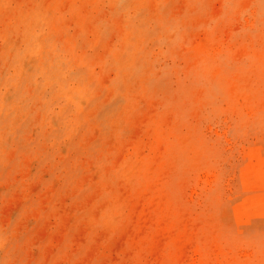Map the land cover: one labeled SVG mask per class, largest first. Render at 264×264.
Segmentation results:
<instances>
[{
	"label": "rangeland",
	"instance_id": "1",
	"mask_svg": "<svg viewBox=\"0 0 264 264\" xmlns=\"http://www.w3.org/2000/svg\"><path fill=\"white\" fill-rule=\"evenodd\" d=\"M253 154L264 0H0V264H264Z\"/></svg>",
	"mask_w": 264,
	"mask_h": 264
},
{
	"label": "bare ground",
	"instance_id": "2",
	"mask_svg": "<svg viewBox=\"0 0 264 264\" xmlns=\"http://www.w3.org/2000/svg\"><path fill=\"white\" fill-rule=\"evenodd\" d=\"M250 157H251V155H250ZM249 157V158H250ZM248 158V159H249ZM253 158H256L257 159V162H258V164H260L259 166H260V168L263 170V173H264V160L261 158V157H259V155L258 154H253ZM250 159H252V158H250ZM252 161V160H251ZM257 164V165H258ZM253 175H255V173L253 174ZM142 183H143V180L141 179L139 182H138V186H141L142 185ZM247 200V199H246ZM249 200V199H248ZM245 201V200H244ZM241 203V202H240ZM239 203V204H240ZM237 204V203H236ZM236 204H235V206H236ZM239 204H237V206L239 205ZM239 206H243V205H239ZM245 207V206H244ZM242 211H244V210H242ZM245 212V211H244ZM246 213H247V210H246ZM249 213V212H248ZM248 213H247V215H248ZM264 213V212H263ZM238 215V214H237ZM240 215V214H239ZM238 215V216H239ZM246 215V216H247ZM250 215V214H249ZM253 215V214H252ZM252 215H250V216H248V218L250 217V218H252L253 216ZM238 216H236V218L238 217ZM252 216V217H251ZM255 217V216H254ZM214 264H225V261H222L220 258L219 259H217V260H215L214 261Z\"/></svg>",
	"mask_w": 264,
	"mask_h": 264
}]
</instances>
